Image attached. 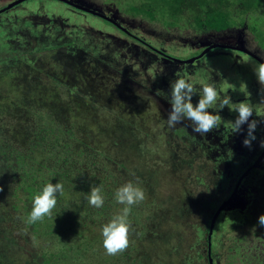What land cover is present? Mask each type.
Returning <instances> with one entry per match:
<instances>
[{
    "label": "rangeland",
    "instance_id": "374dc122",
    "mask_svg": "<svg viewBox=\"0 0 264 264\" xmlns=\"http://www.w3.org/2000/svg\"><path fill=\"white\" fill-rule=\"evenodd\" d=\"M13 1L0 0V10ZM70 1L112 22L58 0H25L0 13V134L16 138L11 147L0 135V261L20 264L21 254L26 262L28 246L32 251L38 249L30 247L33 231L26 228L27 216L21 209H32L33 199L18 206L14 195H26L21 188L14 189L18 183L44 179L54 184L57 175L65 173L57 182L66 190V181L71 183L73 189L69 188L68 194L77 200L85 198L91 187H98L91 183L94 176L104 186L99 168L103 176H111L106 181L109 185L132 180L144 190L143 210L139 203L134 205L137 214L141 213L136 218L139 223L145 214L155 223L154 231L147 234L143 223L134 226L129 247L120 258L106 255L101 233L85 227L86 238L93 243L84 247L85 253L70 254L72 259L80 258L82 264H204L205 228L232 193L243 169L258 156L264 123L254 133L257 139L251 150L242 143L247 128L243 125V131L235 133L231 122L237 114L227 107L220 110L219 102L208 109L222 117L220 128L212 133L204 137L193 133L189 121L169 128V82L179 74L192 83L197 89L193 104L198 102L203 83L214 84L221 97L229 95L233 103L251 104L254 115L250 119L264 120V88L254 74L260 61L264 63V52L244 27L197 34L142 19L134 14L133 5L122 0ZM261 19L258 22L263 26L264 15ZM213 44L243 48L254 57L234 49L213 48L196 62L178 64ZM33 119L41 129L53 127L54 133L58 132L59 140L53 141V150H46V163L41 167H34V158L49 139L27 147L28 155L17 141L19 136L18 140L32 137ZM61 135L66 136L61 139ZM18 156L24 157L23 161L30 156L31 164L27 165L26 159V165L16 166ZM254 169L255 182L262 181L264 194V162ZM252 181L239 185L215 222L211 251L216 264H264V228L256 227L264 205L251 199L258 196ZM45 184L40 185V191ZM102 191L105 203L115 196V190L105 187ZM113 202L108 206L114 207ZM246 205L252 210L254 225L249 221L236 226L232 213H244ZM187 209L188 213L202 209L207 218L201 225L194 223L195 217L183 219V213L177 230L170 232L177 224V212ZM6 239L17 246L6 244ZM178 240L180 244L174 243ZM56 244L53 241L51 247ZM150 245L156 247L146 258L140 252H147ZM187 247L189 255L184 250Z\"/></svg>",
    "mask_w": 264,
    "mask_h": 264
},
{
    "label": "trees",
    "instance_id": "16d2710c",
    "mask_svg": "<svg viewBox=\"0 0 264 264\" xmlns=\"http://www.w3.org/2000/svg\"><path fill=\"white\" fill-rule=\"evenodd\" d=\"M104 1H114V0H104ZM115 1H119V0H115ZM122 2L123 4L125 2V3H129L130 5H133L135 15L149 22H155V23L157 22L159 23V25H161L162 27L166 29L184 30V31H188V32L190 31V32L197 33V34L210 33V32L219 34V33H224L226 31L237 30L239 28L244 27L249 31V33H251L252 38L256 41L257 46H259L261 51L264 52V21L261 22L263 26L259 24L260 22H258V19L259 21H261L262 20L261 16L264 15V0H122ZM78 11H81V10H78ZM102 20L109 23L108 21L104 19ZM129 38L134 39V37H131V36ZM32 121L35 122V129L31 130L32 137L29 139L22 138V140L21 139L18 140V138L20 137L19 136L17 138V141L19 142L20 147L24 149L25 154L28 155L29 152H27V147H32L33 143L34 142L38 143L39 139L40 140L42 139L44 142H46V140L49 139V141L46 142L48 145L47 146L43 145L42 151L38 153L37 159L36 157L34 158V162H33L34 167L35 166L41 167V166H45V163H46V157H47L46 150H50V149L53 150V146H54L53 141L55 139L59 140L57 138L58 132L54 133L53 127L41 129L40 128L41 124H36V121H34V119ZM37 121L39 122L40 120L37 119ZM28 126L30 125L28 124ZM0 135H1V138L8 139V142L12 144L11 147L14 146V139H16L14 135H7V134H4V132L1 133ZM33 135H34V139H33ZM48 135H51V138ZM53 135H54V138L52 137ZM65 136L66 135H61L60 138L64 139ZM66 146L67 148L69 147L68 145ZM66 152H68V150ZM18 157L20 161L18 158L16 159V161H19L16 166H18L19 164L26 165V163L27 165L31 164V160L28 158L30 156L25 157V160L29 159V161H27L26 163H24L25 160L23 161L24 157L23 158H20V156ZM75 157H78V156H75ZM97 169L100 173V176L103 179L104 186L101 185V180L96 178V176L92 178L91 183L94 182V184L98 185V187H101L102 190H104L106 187V188L116 191L120 186H122V183L120 182H116L113 185H109V183H106L107 180L108 182L109 180H111V176H103L102 170L99 168ZM254 172H255V169H252L248 177L245 178L243 182L245 185H248L251 183L252 178L254 179L252 181V184H254L253 186L257 187V192H258L257 194L258 196H256V199L254 200H258V203L261 202L260 205L262 206L264 205V194H263V189H262L263 183L262 181L260 182V179L256 180L255 182L256 177H255ZM63 175L66 176L65 173H63ZM63 175L60 174V175H57V177L61 179L63 178ZM59 179L58 180L55 179L54 181L57 182L59 181ZM261 179L263 180V178ZM35 180L31 179L30 180L31 182L28 181L27 185H22V184L20 185V183H18L17 188H14L15 190H18L21 188L23 192L26 194L25 196L19 195L18 197H17V194L14 195L17 202L19 203L18 206H20V203L23 206L27 204L28 202H30L31 199H33V197L40 192V189H41L40 185H43L48 182V180L46 181L44 179H42L41 182H35ZM20 181H22V176H21ZM55 182L54 184H56ZM106 184L108 187L106 186ZM33 185H36V186H33ZM185 186H186V189L188 190L187 185ZM66 187H67V190L64 189L63 195H59V194L57 195V205L52 210L51 217H45L42 221L36 222L34 224H27L26 222L27 217L29 213L31 212V209L30 207L21 208L23 210V214L27 216L24 219L26 228H29L30 230L33 231L28 240L30 243V247L38 248V249H35L34 251H32L29 249V246H28L24 250L25 254L27 255V257L25 258L26 262L22 261L23 260L22 255L24 254H21L20 264H24V263L27 264L29 262L30 263L34 262L35 264H51V263L52 264H57V263L59 264H82L80 258L72 259L70 257V254L71 256H74L75 254H82L84 252L83 251L84 247L86 245L93 243L91 238H88V239L86 238V232H84L83 229H85V227H90V228L92 227L93 230H97L101 233L102 225L108 223L113 218V216H115L116 214H118V212H120V210L123 207V205H120L115 200H113V198H115L114 196L112 200H106L107 204L104 201V204L107 206L106 209H102V208L91 209L88 207L87 205L88 203L84 197L83 198L78 197L79 199L75 200V197H72L71 193L68 194L69 188L73 189V185L69 183L68 181H66ZM73 193L75 194V192ZM102 193L103 191L101 192V194ZM105 196L106 195L104 194L103 197ZM253 198L254 197H251V199ZM112 201H114L113 202L114 207L108 206V204L111 203ZM179 206L183 207V204ZM136 207L138 206H132L131 212L129 215V222L131 224L130 235L133 234V232L135 231L134 226L140 225L142 223H143L142 224L143 229L147 230V234H149L150 229L154 231L153 229L155 227V223L152 222L145 214L141 215L143 220L141 219L139 223L137 222L136 216L137 215L140 216L141 213L137 214V211H135ZM139 207L142 208L143 210L144 208L143 201L142 203H139ZM81 208H83V211L79 212ZM188 210L189 209L183 212H179V211L177 212V216H176L177 224H173V227L170 228V232L177 230L179 226V220L181 219V216L183 213H186V216L183 219H186L188 217L187 218V221H188L189 216L191 217V219L195 217L194 223H198L201 225L203 221L207 218V214L203 213L202 209H199V211H197L198 210L197 209L195 210L196 212L190 211V213H188ZM223 211H221L220 213H223ZM220 213L218 214V216L220 215ZM232 214L235 219L234 221H238L236 223L234 222L236 226H237V223L240 224V223L249 222V221H250V224L254 225L253 223L255 221V218L252 214V210L250 209L248 205L245 206L244 213L233 212ZM204 217L205 219H203ZM0 220L1 221L3 220L2 216ZM227 224H231V222L228 221ZM209 225H210V222H209ZM209 225L205 228L206 233H209ZM146 226L148 227L146 228ZM213 232H214V229H213ZM147 234L145 235L147 236ZM43 238H46V239L43 243H41L40 239H43ZM73 240L76 242V245L69 244V241L73 242ZM152 240L156 241L155 238H153ZM4 241H6V244H11L12 247L17 246L14 240H12V242L11 240L9 242V240L7 239ZM53 241L55 243L57 242V244L56 246L51 247ZM191 241L192 240H189L188 242H191ZM204 241H205L204 244L206 245L207 243L206 239H204ZM174 243L180 244L181 241L178 240V242L175 241ZM155 247L156 245H150V249H147L146 247L147 252H140V254H142L143 256L147 258L149 254L153 253ZM177 249H180V248L177 247ZM184 250H186L185 253L189 255L188 247ZM122 255H125V253L123 252L115 256H118L121 258ZM208 256L214 257V251L212 252L211 249L207 248L204 258L200 257L199 255L198 259L201 260L203 258L205 260L204 264H209L207 261ZM16 263L17 261L15 260L14 264ZM0 264H3V262H1ZM213 264H216V260L214 258H213ZM229 264H233V262L231 261L229 262Z\"/></svg>",
    "mask_w": 264,
    "mask_h": 264
},
{
    "label": "clouds",
    "instance_id": "9594fccd",
    "mask_svg": "<svg viewBox=\"0 0 264 264\" xmlns=\"http://www.w3.org/2000/svg\"><path fill=\"white\" fill-rule=\"evenodd\" d=\"M254 74L258 83L264 88V63H259L254 69ZM170 89V110L167 113V126L174 128L184 121L190 122L191 131L204 137L213 130L219 129L222 117L208 111L213 105L218 103L220 110L225 107L235 112L236 118L232 121L235 133L243 131L242 126L247 124V135L243 140V146L252 148V142L257 139L254 133L259 124L264 120L250 119L254 115V107L247 102L233 103L229 95L220 96L214 84L203 83L199 90V99L193 104V97L197 94V89L183 76L177 74V78L169 82ZM140 96V92L136 93ZM260 147L264 149V140L260 141ZM230 151V150H229ZM3 191V189H0ZM101 187H91L86 194L87 203L96 209L103 207L104 197L101 194ZM64 186L62 183H47L42 190L33 197L32 209L27 217V224H34L42 221L45 217H51L52 210L57 205V195H63ZM145 199L144 190L129 181L120 186L115 191V201L123 205L118 214L102 226L101 236L105 254L115 256L123 253L129 247L131 224L129 215L132 206ZM256 227L264 228V214L258 217Z\"/></svg>",
    "mask_w": 264,
    "mask_h": 264
},
{
    "label": "water",
    "instance_id": "95a60500",
    "mask_svg": "<svg viewBox=\"0 0 264 264\" xmlns=\"http://www.w3.org/2000/svg\"><path fill=\"white\" fill-rule=\"evenodd\" d=\"M22 1H25V0H16L12 3H10L9 5H7V7L5 8H2L0 10V13L10 9L11 7H13L14 5L22 2ZM58 1H61V2H64L66 4H68L69 6L77 9V10H81V11H84L86 13H90L92 15H96L98 17H101V18H104V19H107L109 21H111V19L107 18L106 16L102 15L101 13L99 12H94L93 10L89 9V8H85V7H82L76 3H73L71 2L70 0H58ZM112 22V21H111ZM213 48H227V49H234V50H238L240 52H243V53H247L251 56H253L249 51L243 49V48H239V47H231V46H228V45H221V44H213V45H210L206 48L203 49L202 53L198 54L197 56L193 57V58H190V59H187L186 61H177L178 63H181V64H189V63H192L198 59H200L202 56H204L205 53H207L210 49H213ZM254 57V56H253ZM260 61V60H259ZM261 63H263L262 61H260ZM264 157V149L261 153V155L258 157V159L243 173V175L241 177H239L238 181L236 182L234 188H233V191L232 193L229 195V197L218 207V209L216 210V212L214 213L211 221H210V225H209V233H208V241H210V237H211V233H212V230H213V226H214V223H215V220L218 216V214L225 210L227 208V206L231 203V201L233 200V198L236 196L237 194V191H238V187L240 185V182L242 180V178H244L245 176L248 175V173L254 169L257 164L259 163V161ZM210 264H211V261H210Z\"/></svg>",
    "mask_w": 264,
    "mask_h": 264
},
{
    "label": "flooded vegetation",
    "instance_id": "af4514ba",
    "mask_svg": "<svg viewBox=\"0 0 264 264\" xmlns=\"http://www.w3.org/2000/svg\"><path fill=\"white\" fill-rule=\"evenodd\" d=\"M14 1H16V0H14ZM14 1H13V2H14ZM11 3H12V2H11ZM9 4H10V3H9ZM9 4H7V5H9ZM7 5H6V7H7ZM3 8H5V7H3ZM249 52H250L251 54H254V53L251 52V51H249ZM178 64L182 65L181 63H178ZM180 65H179V66H180ZM182 67H183V66H182ZM245 127L247 128V124H245ZM262 151H263V149L261 148V150H260V151L258 152V154H257L258 156L256 157V159H255L251 164H249L247 167H245V169H243V172H245V171H246V170H247V169H248V168H249V167H250V166H251V165H252V164L258 159V157L261 155ZM263 162H264V157L259 161L258 164L261 165ZM250 172H251V171H250ZM250 172H249V173H250ZM249 173H248V175H249ZM240 175H241V174H240ZM240 175H239V177H240ZM248 175L245 176L244 178H242L240 185H241V184H244L243 181H244L245 178L248 177ZM238 179H239V178H238ZM238 179H237V180H238ZM234 186H235V185H234ZM232 191H233V190H232ZM230 194H231V193H230ZM230 194H229V195H230ZM228 197H229V196H228ZM228 197H227V198H228ZM254 199H255V197H254ZM260 204H261V203H260ZM213 229H214V226H213ZM212 234H213V230H212V233H211L210 241H208V233H207V236H206V242H207L206 245H207V248H208V249H211V239H212ZM206 251H207V250H206ZM213 251H214V250H213ZM210 253H211V252H210ZM207 255H208V253H207ZM213 258L215 259V257H213V256H212V257H211V256H208V260H207V261H208L209 264H210V261H211V264H213Z\"/></svg>",
    "mask_w": 264,
    "mask_h": 264
}]
</instances>
